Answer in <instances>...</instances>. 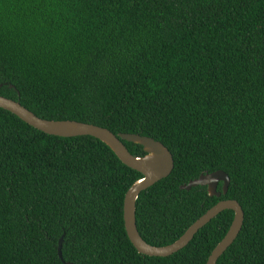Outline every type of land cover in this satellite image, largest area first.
<instances>
[{
	"label": "trees",
	"instance_id": "1",
	"mask_svg": "<svg viewBox=\"0 0 264 264\" xmlns=\"http://www.w3.org/2000/svg\"><path fill=\"white\" fill-rule=\"evenodd\" d=\"M0 96L160 142L174 167L136 200L141 239L171 245L232 200L243 224L216 264H264V0H0ZM217 171L225 196L179 189ZM141 179L94 138L48 136L0 109V264H206L233 212L170 257L140 255L123 201Z\"/></svg>",
	"mask_w": 264,
	"mask_h": 264
},
{
	"label": "water",
	"instance_id": "2",
	"mask_svg": "<svg viewBox=\"0 0 264 264\" xmlns=\"http://www.w3.org/2000/svg\"><path fill=\"white\" fill-rule=\"evenodd\" d=\"M12 89V86H9ZM0 109L12 114L24 124L45 135L59 138L91 137L107 146L126 167L141 174L142 179L135 182L126 192L123 201V223L126 236L138 254L153 257L167 258L184 249L205 225L223 211H232V223L224 238L218 243L209 255L206 264H216L218 259L234 243L240 233L244 215L236 201L224 200L218 202L204 215L196 220L185 233L174 243L165 247H153L145 243L139 236L135 223V204L139 195L167 178L173 170L174 161L170 152L160 143L147 137L130 134L114 135L107 129L74 122V121H48L38 118L22 107L19 102L0 96ZM122 141L142 147L144 156L134 157L122 144ZM222 183L221 192H217L218 184ZM205 187L209 197L219 198L225 196L229 187V178L221 171L200 175L197 179L189 181L179 187L180 190L189 191L195 187ZM62 238L58 242L57 254L61 255Z\"/></svg>",
	"mask_w": 264,
	"mask_h": 264
}]
</instances>
